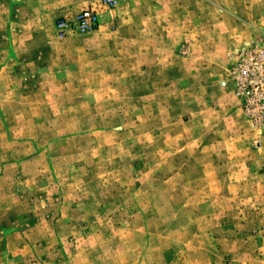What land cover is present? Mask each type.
Listing matches in <instances>:
<instances>
[{
    "label": "rangeland",
    "instance_id": "rangeland-1",
    "mask_svg": "<svg viewBox=\"0 0 264 264\" xmlns=\"http://www.w3.org/2000/svg\"><path fill=\"white\" fill-rule=\"evenodd\" d=\"M95 1L0 0V264H264V123L233 77L264 0H117L58 32Z\"/></svg>",
    "mask_w": 264,
    "mask_h": 264
},
{
    "label": "built area",
    "instance_id": "built-area-1",
    "mask_svg": "<svg viewBox=\"0 0 264 264\" xmlns=\"http://www.w3.org/2000/svg\"><path fill=\"white\" fill-rule=\"evenodd\" d=\"M117 0H96L82 11L61 19L57 24L63 36L96 30L100 15L115 7ZM233 71L237 93L242 97L243 110L254 125L264 123V40L242 49L238 53ZM259 121V122H257Z\"/></svg>",
    "mask_w": 264,
    "mask_h": 264
},
{
    "label": "crops",
    "instance_id": "crops-1",
    "mask_svg": "<svg viewBox=\"0 0 264 264\" xmlns=\"http://www.w3.org/2000/svg\"><path fill=\"white\" fill-rule=\"evenodd\" d=\"M233 89V87H230ZM233 91V90H232ZM241 105V102L236 104V107ZM239 109V108H237ZM261 139L264 141V135L261 136ZM250 156L246 158V168L250 169V176L245 177V181H242L244 184L250 183L254 186L258 187L259 197L262 198V208L264 209V144L261 147H257L255 149L250 148L249 153Z\"/></svg>",
    "mask_w": 264,
    "mask_h": 264
}]
</instances>
